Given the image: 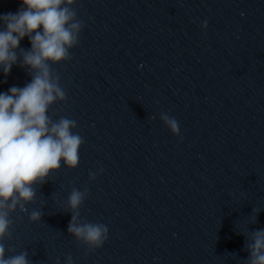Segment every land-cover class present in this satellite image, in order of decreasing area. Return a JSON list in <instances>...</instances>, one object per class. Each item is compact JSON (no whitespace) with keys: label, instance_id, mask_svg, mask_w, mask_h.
<instances>
[{"label":"water","instance_id":"1","mask_svg":"<svg viewBox=\"0 0 264 264\" xmlns=\"http://www.w3.org/2000/svg\"><path fill=\"white\" fill-rule=\"evenodd\" d=\"M20 7L0 0V15ZM75 8L85 27L73 59L51 65L68 98L49 115L77 122L80 162L37 186L27 207L42 210V222L12 214L23 219L4 241L6 257L245 264L246 239L264 229V0H79ZM20 48H31L28 37ZM31 79L18 60L9 75L0 70V93ZM161 112L179 121L180 136ZM85 186L81 219L109 229L87 255L65 212L71 189Z\"/></svg>","mask_w":264,"mask_h":264},{"label":"clouds","instance_id":"2","mask_svg":"<svg viewBox=\"0 0 264 264\" xmlns=\"http://www.w3.org/2000/svg\"><path fill=\"white\" fill-rule=\"evenodd\" d=\"M16 13L0 15L5 26L0 30V70L9 75L13 65L27 67L32 79L24 87L12 86L0 93V264H32L28 252L21 251L6 257L5 239L13 238L14 213L28 214L32 223L42 222L44 212L28 205L35 202L37 186H41L60 170L62 164L76 169L80 162L79 151L84 138L73 130L78 127L74 119L60 116L54 119L50 109L57 102L67 101V92L61 85L60 75L51 65L73 59L70 49L80 40L85 27L78 18L75 5L79 0H19ZM202 28H207V21ZM39 29H42L39 30ZM28 37L31 48H20ZM19 50V51H17ZM160 119L174 136L181 135L179 121L161 112ZM154 119V117H153ZM89 172V181L103 173ZM87 186L71 189L67 198V211L71 213L68 233L78 244L94 253L109 239V229L101 222L81 219L80 209L89 197ZM257 218V216H256ZM249 253L245 264H264V229L250 232L246 239ZM15 253V248H7ZM56 264H60L59 257ZM64 264H74L69 253Z\"/></svg>","mask_w":264,"mask_h":264}]
</instances>
